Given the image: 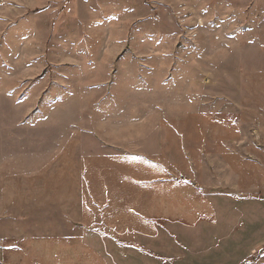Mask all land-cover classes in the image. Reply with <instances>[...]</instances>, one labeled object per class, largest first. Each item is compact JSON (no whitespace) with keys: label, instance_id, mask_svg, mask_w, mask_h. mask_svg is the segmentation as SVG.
I'll list each match as a JSON object with an SVG mask.
<instances>
[{"label":"rangeland","instance_id":"rangeland-1","mask_svg":"<svg viewBox=\"0 0 264 264\" xmlns=\"http://www.w3.org/2000/svg\"><path fill=\"white\" fill-rule=\"evenodd\" d=\"M0 264H264V0H0Z\"/></svg>","mask_w":264,"mask_h":264}]
</instances>
